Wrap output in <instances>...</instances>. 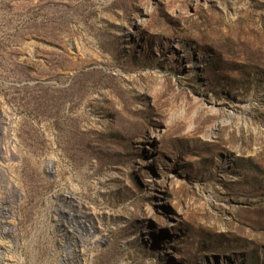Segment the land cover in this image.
Listing matches in <instances>:
<instances>
[{"label": "rangeland", "instance_id": "374dc122", "mask_svg": "<svg viewBox=\"0 0 264 264\" xmlns=\"http://www.w3.org/2000/svg\"><path fill=\"white\" fill-rule=\"evenodd\" d=\"M71 258L264 264V0H0V264Z\"/></svg>", "mask_w": 264, "mask_h": 264}, {"label": "bare ground", "instance_id": "6f19581e", "mask_svg": "<svg viewBox=\"0 0 264 264\" xmlns=\"http://www.w3.org/2000/svg\"><path fill=\"white\" fill-rule=\"evenodd\" d=\"M69 200V199H68ZM68 200H66V201H68ZM60 212H62V213H66V210L65 209H63L62 207L60 208ZM80 242V243H79ZM78 244L80 245L81 244V241L79 240L78 241ZM81 247V246H80ZM82 248V247H81ZM83 250V249H82ZM81 249H79V252H76L75 251V255H74V258H76V260L78 259V260H80V255H81V253L83 252ZM74 258H71V260L68 262V264H73L74 262H75V259ZM73 259V260H72ZM76 263H78V261L76 262Z\"/></svg>", "mask_w": 264, "mask_h": 264}]
</instances>
